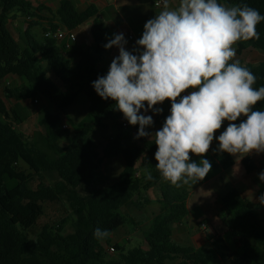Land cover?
<instances>
[{
    "label": "trees",
    "instance_id": "obj_1",
    "mask_svg": "<svg viewBox=\"0 0 264 264\" xmlns=\"http://www.w3.org/2000/svg\"><path fill=\"white\" fill-rule=\"evenodd\" d=\"M218 3L228 7L247 4L264 16V0ZM0 9V81L10 74L24 80L23 85L6 87L0 95V263L10 259L21 264H211L216 260L264 264V205L252 202L235 188L217 199L218 217L231 242L216 235L207 236V244L199 248L183 247L173 241L172 226L188 216L187 203L193 186L190 182L177 188L164 180L156 169L155 139H135L139 125L124 128L127 120L116 108V102L102 99L92 87L93 81L108 73V69H97L108 37L103 25L95 22V44L82 52L78 61L68 59L67 46L55 38L37 41L28 35V46L22 50L8 28L12 10L31 17V10L35 9L50 12L59 21L57 24L51 20L45 32H56L60 27L74 31L97 15L95 7L79 12L73 1L63 0L54 13L44 6L34 8L28 0H0ZM256 31L258 40H241L233 46L237 47L234 60L256 76L253 87L258 89L264 86V61L254 66L238 59L248 50L264 52V20L256 25ZM81 93L88 99V114L78 128L63 130V119ZM39 97L54 107V113L41 117L39 129L26 137L17 128L29 117L23 103ZM11 101H15L12 107ZM170 107L171 103L161 107L163 112L155 115L158 130L170 114ZM255 108L264 110V100L258 101ZM111 128L114 134L100 151L91 134ZM216 149L218 144L203 157L210 161L212 169L198 181L200 184L235 165L233 155ZM115 157H122L125 165L118 180L110 183L103 166ZM201 159L194 156L189 162L199 164ZM245 166L250 172L251 168L246 163ZM144 169L152 173L151 180L146 179ZM257 186L260 197L264 182ZM153 188L159 190V208L164 216L144 233L147 248L113 245L112 236L119 229L138 226L132 216L120 211L142 205L135 202L136 196ZM144 201L149 203L146 198ZM46 203L66 204L68 215L42 226L36 233ZM70 222L73 231L67 233ZM97 228L109 235L97 238ZM111 249L116 252L115 257H109Z\"/></svg>",
    "mask_w": 264,
    "mask_h": 264
},
{
    "label": "clouds",
    "instance_id": "obj_2",
    "mask_svg": "<svg viewBox=\"0 0 264 264\" xmlns=\"http://www.w3.org/2000/svg\"><path fill=\"white\" fill-rule=\"evenodd\" d=\"M264 20L259 10L247 4L225 6L218 0H179L163 8L144 25L141 38L132 51L123 33L113 34L103 47H116L106 76L92 87L99 97L115 101L116 108L130 125H139L135 139L155 137L156 169L164 180L177 188L202 181L212 164L203 158L214 134L224 121L229 124L218 136V151L242 159L251 153H264V110L256 109L264 100V86L254 88L256 76L239 60H234L238 41L259 39L256 25ZM192 91L182 96L187 90ZM165 100L170 114L154 133L151 111L159 115ZM147 105V106H145ZM246 117L239 124L238 118ZM190 153L202 157L189 162ZM146 179L152 173L144 169ZM264 182V171L258 174ZM264 205V194L259 197ZM97 228L94 236H108Z\"/></svg>",
    "mask_w": 264,
    "mask_h": 264
},
{
    "label": "crops",
    "instance_id": "obj_3",
    "mask_svg": "<svg viewBox=\"0 0 264 264\" xmlns=\"http://www.w3.org/2000/svg\"><path fill=\"white\" fill-rule=\"evenodd\" d=\"M28 1L32 4L34 8L39 6H44L55 13L60 8L61 2L63 0H28ZM71 1L74 2L75 7L79 12L86 11L91 7H95L98 10V13L94 18L90 19L88 22L79 26L73 31L74 34L76 35L77 40L75 42L70 43L69 48L66 51V57L72 61H78L80 59V55L82 52L87 51L94 46L95 42H94L93 32H94L95 22L103 25L108 30V37L105 40V44L108 42L109 39L113 38L114 33L115 34L123 33L125 39L128 41L127 45L125 46L126 50L132 51L133 47L135 46V42L142 36L145 23L149 19L154 18L156 14H159V12L163 8V6L157 7L155 5V2L157 0H71ZM169 4L171 7H176L179 4V0H169ZM31 12L33 13V16L31 17L24 16L18 10H12L9 13L8 28L12 33V35L17 40V42L22 44L21 46L22 50L26 49L28 46V42H27L28 35H30L37 41H42L44 39V33H45L44 29L49 26L51 20H54L53 21L54 23L59 24V21L57 19H54L53 15L48 11H36L35 9H32ZM32 23H34V26H31ZM60 29H64V28L60 27ZM60 42L62 44L67 45L69 43V40L68 38H65ZM233 47L237 51V47L235 46ZM250 51L251 50L246 51L243 54V56L238 59L244 61L243 60L244 56L246 55L247 52ZM117 55H119V51L116 47L107 50L105 49V51H103L99 56L97 69L98 70L108 69L109 71V66L111 64V61ZM235 59H237L236 56ZM14 80H16L19 84L18 86L15 87H19L24 84V80L17 77L16 75H12V74L7 75L0 81V95H2L3 90L6 87H12V82ZM191 91L192 90H187L186 92L182 93L181 97H178L177 100L182 98V96L189 94ZM82 94L84 93H81L80 95ZM80 95L78 96L76 103L67 111V116L64 117L62 126L67 125L69 129H73L76 126L78 127L86 118L89 110V102L87 97H85L82 103L83 107L82 105L79 107L78 102ZM39 99H41V101L45 100L47 102V100L43 97H39ZM12 102H14L15 104V101ZM29 102H33V101H29ZM169 103L171 102L165 100L163 104L158 106L166 107ZM141 113L144 115L153 116L154 124L151 127H146V131L152 133L157 131L158 128L155 124V119H156L155 115H153L151 111L145 113L143 109L141 110ZM243 118L244 117L242 116V119ZM77 119H81V120H77ZM108 131H109L108 132L109 135L111 136L113 133V129L111 128ZM101 132L102 129H97L94 133L91 134V137L95 141L99 140L98 136H101ZM128 133L131 136H134L133 132H128ZM220 134H221L220 130H218L214 134V139L209 149L213 148L218 144V140L215 137H218ZM147 138L155 139L154 136ZM194 156L196 155L190 153V158H193ZM263 158H264V153L256 154L254 152L244 156L240 160H236V157H234L235 165L230 170H233L234 167L237 166L239 162L241 163V170L237 174L238 175L237 179L232 180L231 178L230 180L231 182H226L222 179L221 174L224 171H221L219 174L212 177L206 184H200L199 182L194 184L190 192V196L188 198V203H187L188 216L184 218L185 222L189 220L188 219L189 203L191 200H194L195 202L201 204V206L205 208L206 213H209V211L211 210V205H213L214 203L217 209L213 216L219 219L218 213L220 207L218 205L217 199L220 196L226 194L231 188H235L239 190L241 193H243L244 197L251 200L252 202L254 203L259 202L257 185L259 183L258 174L261 171H263L262 169ZM245 163L247 164V166L251 168L250 172L246 171ZM124 165L125 164L122 157L111 158L104 162L103 172L108 177L109 172H113V174H117L118 173L117 170H119L120 171L119 175H120L124 169ZM108 170L109 172H107ZM199 186H201V188L204 189L198 192L197 190ZM154 189L155 188L150 189L147 192L148 193L147 199L149 200V206H157V208H159L160 195H158L156 198L150 197L151 192H153ZM161 219L162 218H160L158 222ZM205 221L208 222L210 226L212 225L211 219L206 216V218L203 219V221H201V224L198 227L199 229L202 230L201 225L205 224L203 223ZM219 221L221 220L219 219ZM179 222H176L172 226L174 242L176 240L177 242L182 244L186 243V244L194 245L195 246L194 248H199L207 244V236H208V234L206 233L207 230L206 232L204 231L205 233H203V231H198V229L189 230L186 224L182 225ZM224 232H225L224 235H226L227 229L225 226H224ZM202 241H204L205 243L203 245L197 246V243ZM140 246H142L144 249L147 248L144 241L143 244ZM221 261L225 264H229L226 260H221ZM0 264H21V263L7 259Z\"/></svg>",
    "mask_w": 264,
    "mask_h": 264
},
{
    "label": "rangeland",
    "instance_id": "obj_4",
    "mask_svg": "<svg viewBox=\"0 0 264 264\" xmlns=\"http://www.w3.org/2000/svg\"><path fill=\"white\" fill-rule=\"evenodd\" d=\"M20 48L22 49V44L18 43ZM244 62L246 64H251L254 66L259 65L261 62L264 61V52L257 51V50H251L250 52H247L246 55L243 58ZM18 82L14 80L12 82V87L18 86ZM2 92V91H1ZM85 95L82 94L79 97V107L82 105L83 107V99H85ZM14 105V102H9V106L12 107ZM24 108L26 109L29 117L28 119L22 124V125H17V128L20 130V132L25 135L26 137H31L34 135V133L39 129V119L43 116L50 115L54 113L53 106L50 105L48 102L45 100H42L38 98V103L35 102H28V103H23ZM242 117L238 118V121H240ZM81 120V119H77ZM229 122L224 121L220 131L221 133L226 129L228 126ZM62 126V124H61ZM62 128V127H60ZM75 128H78L77 126ZM108 130H105L101 132V136L99 137V140L97 141L99 150L102 151L105 147V145L108 143L110 135L108 133ZM238 160V159H237ZM264 171V168H262ZM107 170V169H106ZM241 170V163L239 162L237 166L234 167L233 170H227L224 171L221 174V177L224 181L226 182H231L232 180L237 179V174ZM105 171V170H104ZM109 172V170L107 171ZM117 174H113V172L108 173V179L110 183H115L118 180L119 176V170H117ZM46 181H49L48 178L45 177ZM258 182L260 180L258 179ZM257 182V183H258ZM204 188H201V186L198 187V192L201 191ZM197 193V192H196ZM158 195H160L158 188H155L153 192H151L150 197L151 198H156ZM148 193L146 194H141L140 196H136L135 202H142V205H133L129 208H123L120 212L122 214L132 216L135 221L138 223V226H133V225H127L120 229L118 232H116L112 236V244H119V245H124L128 249L134 248L136 246H140L143 244L144 241V233L153 225H155L160 218L164 216V214H161L160 209L157 208V206H149V203H145L144 198H148ZM219 205V204H218ZM220 207V206H219ZM216 206L211 205V212L206 213L205 208L201 206V204L195 202L194 200H191L189 203V217L188 221L185 222L184 218L180 220L179 223L182 225H185L188 227L189 230H196L198 231H203V233L206 232L208 236L210 235H216V236H225L224 235V225L222 224L219 219L215 218L213 215L216 212ZM68 207L66 204L62 203H46L44 205V215L40 218L38 222V226L35 228L36 233L40 231V228L46 224H52L56 223L57 221L61 220L62 218L66 217L68 215L67 213ZM209 217L211 219L212 225L210 226L208 222H203L206 224V229H199L198 227L201 224V221ZM210 226V227H209ZM73 231L72 228V223L70 222L66 228L67 233H71ZM205 231V232H204ZM226 241L231 242V236L227 234L225 236ZM175 243L183 246V247H195L194 245L186 244V243H179L175 240ZM205 242H198L197 246L203 245ZM116 252L115 251H110L109 252V257H115ZM211 264H225L221 260H216L212 262Z\"/></svg>",
    "mask_w": 264,
    "mask_h": 264
},
{
    "label": "built area",
    "instance_id": "obj_5",
    "mask_svg": "<svg viewBox=\"0 0 264 264\" xmlns=\"http://www.w3.org/2000/svg\"><path fill=\"white\" fill-rule=\"evenodd\" d=\"M155 5H156L157 7H162V6H163V0H157V1L155 2ZM44 37H45V38H55V39H57L58 41H61V40L65 39V38H68L69 43L66 45L67 48H69V44H70V43L75 42V41L77 40L76 35L74 34V32H73V31H69V30H67V29H58L56 32L47 31V32L44 33ZM8 85H9V84H8ZM33 102L38 103V98L35 99V100H33ZM129 126H130V124L128 123V121H124V122H123V127H124V128H128ZM62 129L64 130V129H69V128H68L67 125H63V126H62ZM113 134H114V130H113L112 135H113ZM112 135H111V136H112ZM208 152H209V151H208ZM208 152H207V153H208ZM262 165H263V168H264V158L262 159ZM201 228H202V229H206V224H202V225H201ZM111 251H114V250L111 249Z\"/></svg>",
    "mask_w": 264,
    "mask_h": 264
}]
</instances>
